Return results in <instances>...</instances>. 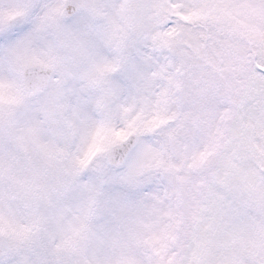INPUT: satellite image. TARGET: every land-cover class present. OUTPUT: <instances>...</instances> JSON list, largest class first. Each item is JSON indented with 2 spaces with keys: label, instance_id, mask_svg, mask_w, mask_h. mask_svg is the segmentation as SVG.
Here are the masks:
<instances>
[{
  "label": "snow or ice",
  "instance_id": "snow-or-ice-1",
  "mask_svg": "<svg viewBox=\"0 0 264 264\" xmlns=\"http://www.w3.org/2000/svg\"><path fill=\"white\" fill-rule=\"evenodd\" d=\"M0 264H264V0H0Z\"/></svg>",
  "mask_w": 264,
  "mask_h": 264
}]
</instances>
